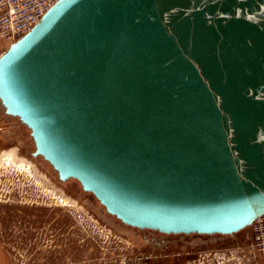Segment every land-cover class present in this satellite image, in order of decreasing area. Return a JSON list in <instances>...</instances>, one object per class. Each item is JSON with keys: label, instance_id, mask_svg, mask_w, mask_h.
I'll return each instance as SVG.
<instances>
[{"label": "water", "instance_id": "95a60500", "mask_svg": "<svg viewBox=\"0 0 264 264\" xmlns=\"http://www.w3.org/2000/svg\"><path fill=\"white\" fill-rule=\"evenodd\" d=\"M0 106L123 224L264 214V0H56L0 53Z\"/></svg>", "mask_w": 264, "mask_h": 264}, {"label": "rangeland", "instance_id": "374dc122", "mask_svg": "<svg viewBox=\"0 0 264 264\" xmlns=\"http://www.w3.org/2000/svg\"><path fill=\"white\" fill-rule=\"evenodd\" d=\"M11 125L31 142L17 118L0 113V155L17 154L0 159V264H264L250 225L232 234H167L123 224L77 180H58L31 154L33 143L7 140Z\"/></svg>", "mask_w": 264, "mask_h": 264}, {"label": "built area", "instance_id": "2783aa9c", "mask_svg": "<svg viewBox=\"0 0 264 264\" xmlns=\"http://www.w3.org/2000/svg\"><path fill=\"white\" fill-rule=\"evenodd\" d=\"M56 0H0V42H12L29 30ZM252 245L264 251V214L250 224Z\"/></svg>", "mask_w": 264, "mask_h": 264}, {"label": "flooded vegetation", "instance_id": "af4514ba", "mask_svg": "<svg viewBox=\"0 0 264 264\" xmlns=\"http://www.w3.org/2000/svg\"><path fill=\"white\" fill-rule=\"evenodd\" d=\"M0 113L3 114L4 117H7L8 119H14L15 117L13 116H10V115H7L4 113L2 107L0 106ZM5 134V138L7 140H10V141H16L20 147H24L26 145V142L28 144H31L33 143L32 142V138L30 139L31 142H29L27 139L23 140V136L21 137L20 135H16V130H15V127L13 125L10 126L9 130H7V132L4 133ZM15 134V135H14ZM33 145V144H32ZM27 148V147H26ZM29 149V148H28ZM33 151V148L31 149V153ZM36 157V156H35ZM59 180V179H58Z\"/></svg>", "mask_w": 264, "mask_h": 264}, {"label": "bare ground", "instance_id": "6f19581e", "mask_svg": "<svg viewBox=\"0 0 264 264\" xmlns=\"http://www.w3.org/2000/svg\"><path fill=\"white\" fill-rule=\"evenodd\" d=\"M11 42H8V44L6 45V47L10 44ZM6 47L4 48V50L6 49ZM3 51V50H2ZM1 51V52H2ZM0 52V53H1ZM33 146H34V144H33ZM34 148V147H33ZM4 150V149H3ZM2 152V151H1ZM16 150H15V148H13L11 151H4V152H2V154L0 155V159L2 158H4V157H8V158H13V157H16ZM26 159V158H25ZM24 160H23V158H20V160H19V162H23ZM35 169H37V168H35ZM39 172V171H38ZM43 176V175H42ZM63 186V185H62ZM249 226V225H248ZM247 227V226H246ZM245 228V227H244Z\"/></svg>", "mask_w": 264, "mask_h": 264}, {"label": "crops", "instance_id": "0c3cea01", "mask_svg": "<svg viewBox=\"0 0 264 264\" xmlns=\"http://www.w3.org/2000/svg\"><path fill=\"white\" fill-rule=\"evenodd\" d=\"M1 47H2V45H0V49H1ZM6 47V46H5ZM2 51V50H1ZM0 51V52H1ZM261 255H262V257H263V255H264V251L263 252H261ZM263 259H264V257H263Z\"/></svg>", "mask_w": 264, "mask_h": 264}]
</instances>
